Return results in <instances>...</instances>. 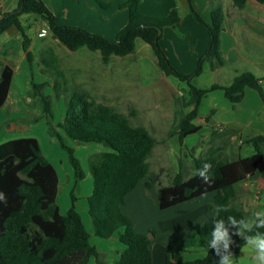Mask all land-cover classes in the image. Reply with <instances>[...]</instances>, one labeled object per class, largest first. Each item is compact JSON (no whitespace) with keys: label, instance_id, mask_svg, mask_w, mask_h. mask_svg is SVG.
Here are the masks:
<instances>
[{"label":"trees","instance_id":"obj_1","mask_svg":"<svg viewBox=\"0 0 264 264\" xmlns=\"http://www.w3.org/2000/svg\"><path fill=\"white\" fill-rule=\"evenodd\" d=\"M237 9L245 7L247 0H231ZM264 3V0H256ZM139 0H125L120 7L127 9V21L119 38L110 39L92 33L84 28L72 25H60L56 16L43 0H18L12 11L3 12L0 16V33L15 27L21 37L22 50L31 60L28 49L30 38L20 21L22 13H36L44 18L48 29L58 42L69 50L86 47L98 51L104 63L111 55L124 56L134 52L137 39L149 44L156 57L159 69L165 75L176 77L195 89L197 99L181 119L176 136L181 144L184 138L196 133L200 126L193 122L198 115L201 98L207 91L220 89L225 98L234 106L241 101L245 87L255 89L264 103V86L261 78L249 70L236 73L226 85L212 83L207 88L196 89L191 80L197 76L205 61L213 67L215 60L224 65L221 56V31L224 9L219 3L210 11L209 21H204L198 13L190 8L194 19L200 23L208 34V44L204 54L189 74L179 72L168 60L160 47L159 40L165 26H175L179 16L175 10L164 17L142 14L138 7ZM13 75L11 66L0 61V107L6 101ZM45 82L31 79L28 95L39 97L42 112L51 114V101L43 92ZM61 127L66 136L78 143L101 142L110 150L98 152L89 157V168L92 177V190L86 197L87 212L92 222L95 236L109 238L118 232V239L123 245L119 256L109 264H153L151 242L155 233L152 229L139 232L135 229L130 216L121 206L125 195L132 190L139 180L147 177L145 187H150L149 156L155 137L143 126L132 125L128 116L115 107L95 103L84 93L74 91L66 101L65 114ZM54 132L53 127L49 128ZM60 144L66 148L69 163L74 172L75 185L82 178L78 158L73 148L67 146L57 133ZM253 151L237 159L219 160L213 156L194 158L195 171L184 177L178 170L169 184L157 189V203L160 209L193 200L199 196L212 193L210 207H214V216L209 221H200L192 225L189 235L164 247L166 261L164 264H216L224 258L237 254L246 244L245 237L258 234L264 238V215L247 222L244 211L230 202L234 194V184L257 174L264 178V135L258 134L245 139ZM208 163L211 165L210 183H205L196 175L198 169ZM0 264H87L94 257L97 264H106L99 258V252L89 242V232L85 228L79 212L74 206L76 197L71 193V205L63 213L56 202L58 194V175L50 160L43 154L36 137H16L0 143ZM222 208L226 211H219ZM232 216L237 221L235 226L227 223L222 230H227V248L220 241L217 248L209 247L213 237L214 222L225 221ZM236 229L242 234L235 238L229 235ZM208 244L204 256L194 259L172 258L175 252L195 249Z\"/></svg>","mask_w":264,"mask_h":264},{"label":"rangeland","instance_id":"obj_2","mask_svg":"<svg viewBox=\"0 0 264 264\" xmlns=\"http://www.w3.org/2000/svg\"><path fill=\"white\" fill-rule=\"evenodd\" d=\"M17 2L18 0H15L8 11L14 10ZM224 6H226L225 3ZM20 21L31 40L28 48L31 53L30 61L24 55L21 45L22 37L15 27H10L0 33V61L8 63L13 69L9 93L0 108V142L23 136L37 138L43 154L57 171L56 202L60 212L63 213L70 207L71 193L74 194L76 197L74 206L89 232V242L97 248L99 258L108 264L122 250H117L118 248L115 247L121 245L123 248V245L116 233L109 238H101L93 234L91 218L87 212L86 197L92 190L89 157L98 152L109 151L110 148L101 142L78 143L66 136L61 127L56 126L57 123L63 121L68 97L74 91H80L95 103L111 105L125 113L132 125H141L154 132L153 123L156 118L152 119L154 115L165 113L166 108L169 107L177 108L178 111H176L184 117L185 112L194 105L197 99L196 91L191 90L186 82L179 81L174 76L165 75L156 66L155 60L151 56L144 55L143 51L140 52V56H144L141 58L145 60V65H141L143 61L141 59L137 64L138 57L132 58L131 55L123 58L113 55L108 63H103L98 56L91 57L89 55L92 54H88V52L99 54L98 51H90L86 47L71 51L54 40L50 32L43 37H38L36 31L42 22L40 15L22 13ZM223 27L221 56L225 64L211 71L210 63L205 61L200 75L191 80L193 86L196 89L207 88L213 82L226 85L236 73L244 70H249L260 77L264 86V53L256 46L258 42L264 47V36L261 33L260 36L259 33L255 34L260 37H258L260 41H256L258 38L253 40L254 35L249 37V34L242 32L238 21L233 24L232 29L227 25ZM159 75H164L165 79L173 83L174 88L178 87L183 91L178 99L173 96V99H176L175 102L171 99L165 102L160 97L148 93L151 91L147 88L149 81L153 76L156 79ZM31 79L36 82H45L43 92L49 96L51 101L50 115L42 112L39 97L28 95ZM174 88L170 89V92L176 94ZM255 93L254 91V95ZM205 121L216 125L218 130L223 128L222 137L217 140H210V135L206 137ZM193 122L200 124L203 130L186 136L181 144L175 134L168 137L160 133L154 134L157 143L149 156L151 173L149 174L153 183L151 187L145 189L144 194H140L141 200L134 197L127 200L126 207L129 211L125 207L135 229L141 232L152 229L155 234L158 233L156 226L164 215V209L158 208L157 189L169 184L178 170L184 177L190 176L195 171L194 158L211 155L219 160L226 158L233 160L250 154L253 147L246 143L245 139L264 134V104L258 95L253 97L249 94L243 101L233 106L220 89L207 91L201 98L198 115ZM51 126L54 132H50ZM157 131L159 130L155 133ZM57 133L67 146L73 148V154L79 160L83 176L77 180L76 185L67 150L60 144ZM229 133L235 134L236 137H231ZM239 138L243 141L240 142ZM263 183L264 178L257 175L244 188L237 189L240 196L235 197L234 190L230 200L231 204L237 208L245 205L244 202L254 203L245 213L249 223L256 217L255 210L252 209L256 208L258 201L262 204L258 211H264ZM237 231L242 233L241 229H236L229 235V238L237 237ZM207 245L206 243L205 246ZM204 248L198 246L195 249L182 251L181 258H187L190 254L194 255L195 251H203ZM181 253L175 252L174 256L179 257ZM171 257L174 258L173 255ZM251 257L245 253L240 255V263L252 264ZM87 264L97 263L94 257H90Z\"/></svg>","mask_w":264,"mask_h":264},{"label":"crops","instance_id":"obj_3","mask_svg":"<svg viewBox=\"0 0 264 264\" xmlns=\"http://www.w3.org/2000/svg\"><path fill=\"white\" fill-rule=\"evenodd\" d=\"M14 1L15 0H0V16L3 12L8 11ZM124 1L125 0H43V2L55 14L56 22L58 24L78 26L92 33H96L110 39L119 38L122 34L123 27L126 24L127 9L120 7V4H122ZM219 3L222 5L225 13L222 20V31L224 30L223 25H227L230 29H232L233 24L238 21L242 32H244L246 35L249 34V37L251 35H254L255 38H253V40L257 39L261 34L264 36V3H259L256 0H247L245 7L242 9L235 8L232 5L231 0H139L138 7L139 11L142 14L154 17L168 16L173 10L177 12L179 16L178 22L173 27L165 26L162 29V35L160 37L159 44L170 63L179 72L183 74H189L195 69L198 60L204 54L208 44V34L204 27L194 19L191 14L190 8H193L204 21H209L211 9ZM224 3L226 4V6H224ZM41 19L42 22L39 27L43 26L44 23H46L43 17H41ZM48 32H50L49 29L47 33ZM258 33L259 36H256L258 35ZM259 38L256 41H260ZM54 40L56 39L54 38ZM256 44V46H258V49H260V51L264 53V47L260 46L258 42ZM141 51H143L144 55L146 54L148 56H151L153 60H155L156 66H158L151 46L140 39H137L135 42L134 52L124 56L131 55L132 58H135V56L136 58L138 57L136 59V63L138 64V61L140 59L143 60V58L141 57H144L140 56ZM88 54H92L89 55L91 57L98 56L99 59L101 58L100 53L94 54L88 52ZM88 54H86V56ZM111 56L109 57L108 62L111 60ZM124 56L120 57L123 58ZM115 60L116 59H114V61ZM144 62L145 60L141 62V65H145ZM6 64L9 65L8 63ZM212 65L213 67H211V65L209 64L211 71H215L219 66H223L218 64L215 60H213ZM200 73L198 75H200ZM154 77L155 76H153L152 80H150L147 85L148 90H151L150 92H148L150 93V95L154 94V96L160 97L165 102H168L170 99L172 100V102H175L176 99L181 97L183 91L179 90L178 87L174 88L173 83L165 79L164 75H159L156 79H154ZM171 87L174 88V90L177 92L176 94L175 92H170V89H172ZM254 91L256 92L255 95ZM249 94L253 97H256L257 95L259 96L258 92L255 89L245 87L241 101H243ZM173 96L176 99H173ZM166 109L167 110L165 113H159L160 115H154L152 117V119L156 117L153 123L155 129L154 132L151 129H148V131L153 136L157 133H160L167 137L172 136L173 134L176 135L175 132L178 129V125L183 118V115H180L177 112V108L171 109L168 107ZM198 125L200 126V128L197 132L203 130L201 128L202 126L200 124ZM205 127V129L207 130L206 137L210 135V140H217L222 137V132L224 130L223 128L218 130L216 129V125L211 124L208 121H205ZM156 130L159 131L155 133ZM229 135L234 138L236 137L235 134L232 133H229ZM239 141L241 142L243 140L240 139ZM226 159L230 160L228 158ZM150 174L149 178L151 181V187L153 180L150 177ZM256 176L257 174L249 175L246 176V178H244L243 180L235 183L233 186L236 192L235 197L240 196V193L237 189L244 188V186H246L247 183H251V179L255 178ZM146 180L147 177L139 180L135 187L125 195L124 204L121 206V208L126 214L129 213L125 211L127 200L131 199V197H134L135 199L139 198L142 194H144V191L146 189ZM238 198L241 199V197ZM211 201L212 193H206L196 199L184 201L164 209V215H162V219H160L156 226L158 233L155 234L150 245L153 264L165 263L166 255L164 247L170 245L174 241V236H178L180 239L185 238L189 235V229L192 225L200 221H209L213 218L215 209L214 207H210ZM243 204L245 205L239 206V209L246 213L250 210L251 206L254 203L248 202L246 204V202H244ZM261 205L262 204L260 203V201H258L257 205L255 206L256 208L252 210H255L256 213L261 208ZM126 210L129 211L128 207H126ZM136 230L141 232L138 229ZM115 233L118 236V232ZM205 245L206 244L201 246L205 247L203 251H195L194 255L190 254L187 258L183 259H194L204 256L208 246ZM250 247L254 248V245L248 246L247 244H245L237 254L226 260L217 262L216 264H222V262L223 264H241L239 259L240 255H243L245 253L249 256H254V250ZM115 248H118L117 250L122 249L121 245H118ZM181 252L182 251H180L179 253ZM118 256L119 255L114 256L115 258L110 263H112ZM179 257H182V253Z\"/></svg>","mask_w":264,"mask_h":264},{"label":"clouds","instance_id":"obj_4","mask_svg":"<svg viewBox=\"0 0 264 264\" xmlns=\"http://www.w3.org/2000/svg\"><path fill=\"white\" fill-rule=\"evenodd\" d=\"M211 169V165L208 163H205L201 169H198L196 172V175L199 176L205 183H210L211 179L209 176V172ZM0 198L5 199L3 193H0ZM219 211H226V209L219 208L217 209V212ZM256 216L264 215V211H257L255 213ZM224 223H227L231 226H235L237 224V221L234 217L229 216L227 219V222L225 221H217L214 222V229L212 231V237L213 240L211 244H209V247L211 248H217V244L220 241L225 242V248H227V230H222V225ZM261 225H264V220L260 221ZM236 235L240 236L243 235L240 231L236 232ZM246 244L248 246L254 245V248L250 247L254 250V256L252 257V264H264V238H262L259 234L254 237H245ZM227 258H224L226 260ZM223 264V262H222Z\"/></svg>","mask_w":264,"mask_h":264},{"label":"built area","instance_id":"obj_5","mask_svg":"<svg viewBox=\"0 0 264 264\" xmlns=\"http://www.w3.org/2000/svg\"><path fill=\"white\" fill-rule=\"evenodd\" d=\"M47 31H48V24L44 23L43 26L39 27L37 31V35L40 37L45 36L47 34Z\"/></svg>","mask_w":264,"mask_h":264}]
</instances>
